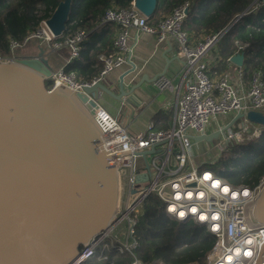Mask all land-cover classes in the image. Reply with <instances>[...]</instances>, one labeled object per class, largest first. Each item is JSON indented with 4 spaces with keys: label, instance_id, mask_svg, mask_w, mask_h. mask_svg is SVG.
<instances>
[{
    "label": "built area",
    "instance_id": "1",
    "mask_svg": "<svg viewBox=\"0 0 264 264\" xmlns=\"http://www.w3.org/2000/svg\"><path fill=\"white\" fill-rule=\"evenodd\" d=\"M188 6L189 0H185L155 23H149L148 17L134 6L133 1L126 8L107 7L99 23H114L116 34L113 52L99 56L102 62L99 74L90 81H81L73 72H66L62 67L54 70L48 78V89L61 84L73 92L82 91L86 85L102 82L110 71L127 62L132 50L130 30L152 34L158 42L173 38L183 59L184 88L175 101L173 125L167 129L147 127L143 132L130 134L97 101L92 116L103 131L101 140L106 149L109 153L127 149L130 152L113 156L119 175L117 210L106 230L93 235L86 244L80 246L79 264L94 257L106 258L111 252L130 254L133 259L129 264H144L135 257L138 246L135 226L141 203L150 193L162 201L168 216L178 221L192 220L204 225L213 235L214 242L206 253L205 264H253L258 257L264 242V223L254 218L253 209L264 184V175L253 187L228 184L208 167H203L205 162H193L195 143L191 136L220 130L227 122H218L214 128L208 129L215 116L228 115L230 120L239 112L245 114L250 109L262 111L264 82L259 70L251 74L245 91H239L227 72L211 77L206 57L228 27L198 35L185 31L182 24ZM261 7H264V0H253L241 15ZM87 35V30L76 29L55 36L47 26L46 19H43L21 41L10 38L9 51L12 54L15 48L35 39L41 44L45 43L47 49L52 51L68 49L69 62L78 55L80 44ZM235 46V54H238L242 53L247 43L236 40ZM0 60H12V56L0 54ZM169 85L165 78L158 82L161 89ZM241 119L240 131L229 129L235 126L234 123L215 139L220 142L221 151H224L229 140L240 139L241 133L246 131L245 123L248 121L245 117ZM261 133L262 130L254 129L252 134L257 137ZM153 146L152 152L145 156L139 155V152ZM139 157L141 161H138ZM137 175L144 176L146 180L136 182ZM149 264L171 263L153 260Z\"/></svg>",
    "mask_w": 264,
    "mask_h": 264
},
{
    "label": "water",
    "instance_id": "2",
    "mask_svg": "<svg viewBox=\"0 0 264 264\" xmlns=\"http://www.w3.org/2000/svg\"><path fill=\"white\" fill-rule=\"evenodd\" d=\"M133 3L149 18L157 0ZM70 7L71 0H62L46 19L55 36L64 32ZM51 55L39 43L32 54L0 60V264H79L80 246L106 230L117 210L119 175L113 156L130 149L109 153L92 114L102 94L125 105L136 101L134 91L147 79L126 88L124 77L135 70L128 57L131 68L117 89L102 82L79 92L61 84L48 89ZM243 60V53L230 57L238 66ZM242 117L264 128V113L250 109L220 130L191 138L211 143ZM144 180L136 176V182ZM253 216L264 223V184ZM253 264H264V242Z\"/></svg>",
    "mask_w": 264,
    "mask_h": 264
},
{
    "label": "trees",
    "instance_id": "3",
    "mask_svg": "<svg viewBox=\"0 0 264 264\" xmlns=\"http://www.w3.org/2000/svg\"><path fill=\"white\" fill-rule=\"evenodd\" d=\"M62 0H0V54L11 56L9 39L21 41L39 22L47 19ZM133 0H71L63 35L76 29L88 31L80 44L78 55L65 66L81 81H90L102 69L100 55L113 52L116 25L100 24V17L110 6L129 7ZM185 0H157L149 23H155ZM253 0H189L182 28L195 35L213 33L228 27L216 43L219 54L217 71L223 70L228 58L236 52L235 41L247 43L241 70L245 78L259 70L264 82V7L241 15ZM241 15V16H240ZM238 16H240L238 18ZM238 18V19H237ZM237 19V20H236ZM236 20V21H235ZM48 85V84H47ZM230 146V145H228ZM236 152L235 155H231ZM215 161L205 160L217 176L233 186L253 187L264 175V131L245 144L231 145ZM138 246L135 257L144 264L162 260L171 264H205L206 253L214 242L204 225L192 220L178 221L168 216L157 195L148 194L141 203L135 226ZM128 253H108L106 258L94 257L82 264H129Z\"/></svg>",
    "mask_w": 264,
    "mask_h": 264
},
{
    "label": "crops",
    "instance_id": "4",
    "mask_svg": "<svg viewBox=\"0 0 264 264\" xmlns=\"http://www.w3.org/2000/svg\"><path fill=\"white\" fill-rule=\"evenodd\" d=\"M129 43L132 48L129 57L135 65V70L124 77L126 88L142 79L143 76L147 79L143 80L141 87L135 89L134 97L136 101L125 105L107 94H102L97 101L130 134L143 132L147 127L155 130L167 129L173 125L175 101L184 88L183 59L179 54V47L173 38L158 42L154 35L138 30H130ZM36 44L39 43L32 44L31 54L34 52ZM42 45L45 46L46 44L42 43ZM47 52L52 54L51 61L54 70L62 68L68 63V49L61 48L57 51L47 49ZM11 56L12 59L21 57L14 54ZM218 56L215 45L209 50L206 57L209 67L208 74L211 77H216L221 72H227L231 82L239 91H245L249 86L250 79L244 77L241 66L230 61L223 70L217 71L215 66L217 65ZM130 68L131 65L126 62L110 71L102 83L110 86L111 89H117L116 84L119 78ZM164 70L165 74L161 75ZM162 78H165L170 84L163 89L158 86V82ZM126 98L124 97V100H127ZM227 119L224 121L226 122ZM203 162H205V159L201 160L200 163Z\"/></svg>",
    "mask_w": 264,
    "mask_h": 264
},
{
    "label": "rangeland",
    "instance_id": "5",
    "mask_svg": "<svg viewBox=\"0 0 264 264\" xmlns=\"http://www.w3.org/2000/svg\"><path fill=\"white\" fill-rule=\"evenodd\" d=\"M37 42H38L37 40L32 39L29 42H27L25 45L15 48V50L12 54L17 55V56H27V55L31 54V52H32V48H31L32 44L37 43ZM262 111L264 113V109ZM227 118H229L228 115H221V116L213 117L211 119V122H210L208 129L210 130L211 128H214L218 122H225L224 120ZM228 121H229V119H227L226 122H228ZM242 122H243V119H238L235 122V126L229 128V129L232 131H240L239 124H241ZM245 129H246V131L241 133L240 139L229 140L227 142V144L230 146L231 145H233V146L237 145V147H238V145L245 144L248 142V140H251L252 138L256 137L252 134L254 129H260V130H262V132L264 131L263 127H261L260 125L251 123L249 121L247 123H245ZM228 145L225 147L224 151H221L220 150L221 144H220V142H218L216 140H214L211 143H206V142L195 143L193 145L192 160L196 164L200 163L201 160H203V159H205L209 162H213L218 157L223 156L225 154L224 152L226 150L230 149V146H228ZM235 153L236 152H233L231 155L234 156ZM141 160H142V158L139 157L138 161H141ZM203 169H205V168H203Z\"/></svg>",
    "mask_w": 264,
    "mask_h": 264
},
{
    "label": "snow or ice",
    "instance_id": "6",
    "mask_svg": "<svg viewBox=\"0 0 264 264\" xmlns=\"http://www.w3.org/2000/svg\"><path fill=\"white\" fill-rule=\"evenodd\" d=\"M181 215H183V213H181Z\"/></svg>",
    "mask_w": 264,
    "mask_h": 264
}]
</instances>
